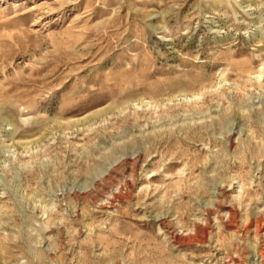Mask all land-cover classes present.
Here are the masks:
<instances>
[{
  "label": "rangeland",
  "instance_id": "rangeland-1",
  "mask_svg": "<svg viewBox=\"0 0 264 264\" xmlns=\"http://www.w3.org/2000/svg\"><path fill=\"white\" fill-rule=\"evenodd\" d=\"M0 264H264V0H0Z\"/></svg>",
  "mask_w": 264,
  "mask_h": 264
}]
</instances>
